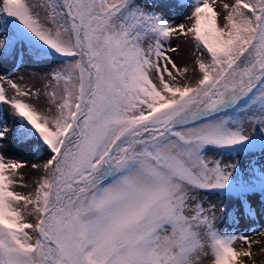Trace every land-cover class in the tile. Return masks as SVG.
<instances>
[{
  "label": "snow or ice",
  "instance_id": "snow-or-ice-1",
  "mask_svg": "<svg viewBox=\"0 0 264 264\" xmlns=\"http://www.w3.org/2000/svg\"><path fill=\"white\" fill-rule=\"evenodd\" d=\"M216 3L0 0V63L58 61L29 74L40 87L0 74V112L13 117L0 124V264L251 257L253 241L217 220L225 200L264 212V164L240 159L264 154V0ZM169 7L190 11L177 24ZM181 37L191 69L171 55ZM10 141L48 157L31 165L39 175L27 194L12 190L27 187V165L6 159ZM238 239L249 250L237 251Z\"/></svg>",
  "mask_w": 264,
  "mask_h": 264
},
{
  "label": "rangeland",
  "instance_id": "rangeland-1",
  "mask_svg": "<svg viewBox=\"0 0 264 264\" xmlns=\"http://www.w3.org/2000/svg\"><path fill=\"white\" fill-rule=\"evenodd\" d=\"M141 2H144V0H141ZM148 3H167V4H174L175 0H147ZM225 2H232V0H217V3L215 7L217 8V11H222V3ZM160 10V9H158ZM165 11L166 15L170 16L172 19V22L174 23H179L183 22L182 18L185 15L186 12H189L190 9H180L177 7H169L163 9ZM172 46L178 47L179 51L177 53H172L171 55L173 56V59L175 60L176 64L178 67L183 68L185 66L191 67L193 66V53H194V48L193 45L186 39V38H173L170 41ZM187 60H190L189 63ZM58 67V61L57 58L53 57L50 58L47 61L40 62L39 64L36 63H30L25 61L23 66L19 67V69L15 68L12 66V62L8 61L7 63H0V74H4L5 72H11V73H17L18 75H13V80L14 82L18 84H25L27 83L29 86L32 87H40L41 85L36 81V80H31L28 79L29 74L32 73H37L40 71L41 73L43 71H50L52 68ZM19 76H24L25 80L21 81L18 77ZM187 82V81H181ZM4 87L6 89V94L7 95H12V90L11 88L7 85L4 84ZM4 111L0 112V124H7L9 128L13 127V117L11 115V112L8 108L7 105L3 106ZM4 155L6 159H11V160H16V161H22L24 162L27 166L24 168L19 169V175L23 176V181L22 183L26 184L27 187H22L21 182L17 181V183L13 186V191L22 193V194H27L34 186L35 181L39 175L38 172L33 170L31 168V165L34 163H39L43 164L47 157V154L44 153L43 151H35L31 149L27 142H22V143H17L15 141H10L9 143L6 144L5 149H4ZM231 157H228L225 155L224 159L228 160ZM240 159L243 161L245 165H248L251 163L252 165L255 166H260L264 164V154L260 152H256L253 155H245L240 157ZM15 179V178H14ZM210 202L211 203H216L220 204L221 199L217 198L215 195L210 197ZM225 204H227V211L226 214L222 219L217 220V227L223 232V233H233L236 234L237 236H247L243 232H238L236 228H238L244 221L245 219V213L241 206L235 202V201H228L225 200L223 201ZM252 204V207L256 208L257 203L254 201H250ZM259 215L264 216V212H261L259 209L257 210V213ZM218 216H220V213H217ZM25 220L27 222H33L31 217H28L25 215ZM264 229V228H262ZM29 231L31 234V230H26ZM241 234V235H240ZM253 236H249V239H251ZM261 240L255 241L251 244V251H255L256 249H262L264 247V242H260ZM245 245L243 241L241 240H236L233 244V247L239 251L241 248H244ZM264 263V262H263Z\"/></svg>",
  "mask_w": 264,
  "mask_h": 264
},
{
  "label": "bare ground",
  "instance_id": "bare-ground-1",
  "mask_svg": "<svg viewBox=\"0 0 264 264\" xmlns=\"http://www.w3.org/2000/svg\"><path fill=\"white\" fill-rule=\"evenodd\" d=\"M180 23V22H179ZM190 60H187L189 63ZM188 66V65H187ZM245 219L243 223L236 228L239 232H243L245 235L253 236L250 240L255 242L261 240L260 242H264V234H257L258 232L264 233V216L256 214L255 216H244ZM241 235V234H240ZM249 250L247 246L241 248L239 251H247ZM251 250V249H250ZM251 257H240V264H264V247L262 249H256L255 251H251Z\"/></svg>",
  "mask_w": 264,
  "mask_h": 264
}]
</instances>
